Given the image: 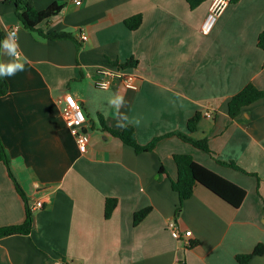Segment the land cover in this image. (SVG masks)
<instances>
[{
    "label": "crops",
    "instance_id": "crops-1",
    "mask_svg": "<svg viewBox=\"0 0 264 264\" xmlns=\"http://www.w3.org/2000/svg\"><path fill=\"white\" fill-rule=\"evenodd\" d=\"M5 1L0 32L4 39L17 29L29 62L6 78L9 91L0 97V137L25 194L0 162V228L24 224L27 201H48L33 214L30 233L0 237V264H241L238 256L264 246V96L237 117L229 114L232 98L247 85L264 92L258 46L264 0H233L207 35L201 28L213 0H28L38 11L63 7L34 32ZM136 16L142 23L131 30L126 21ZM51 32L71 33L75 40H50L45 35ZM10 59L0 49V61ZM129 60L137 62L127 70L138 77V90L123 82L110 90L95 86L100 66ZM67 93L87 116L85 153L61 115ZM116 93L126 101L120 111L129 121L140 120L127 125L140 145L179 131L206 140L213 155L176 136L136 153L103 128L125 129L116 126L108 105ZM207 110L212 118L203 115ZM197 114L192 133L188 122ZM177 154L191 155L245 190L241 206L198 185L178 213L181 201L172 187ZM107 199L117 200L109 218ZM145 209L151 210L136 224L135 214ZM171 220L192 236L174 238ZM247 264H264V254Z\"/></svg>",
    "mask_w": 264,
    "mask_h": 264
},
{
    "label": "trees",
    "instance_id": "trees-1",
    "mask_svg": "<svg viewBox=\"0 0 264 264\" xmlns=\"http://www.w3.org/2000/svg\"><path fill=\"white\" fill-rule=\"evenodd\" d=\"M5 2H13L16 6V16L19 22L22 24L23 28L28 31H37L38 26L42 23L47 22L55 17H57L63 7L61 5L54 4L49 8L38 11L28 0H6ZM142 23V17L136 16L126 21V25L131 30H136L140 27ZM46 38L50 40H75L71 33L67 32H51L45 35ZM0 41H3L2 34L0 32ZM258 46L264 51V31L260 34L258 40ZM121 68L128 69L135 67L137 62L134 60H129L124 64H118ZM9 91V84L6 78H0V97L5 96ZM264 96V92L257 89L253 84L247 85L243 90L236 94L231 102L229 103V114L232 118L237 117L242 109L246 106L251 105L257 100L261 99ZM201 118V114H197L188 122V129L190 132H195L197 124ZM102 120V118H101ZM103 128L109 132L113 137L120 139L124 144L134 148L136 153L142 152H151L154 151L157 144L165 139L172 136L180 138L182 141L193 145L195 148L202 150L210 155H213L211 152L208 142L206 140H195L189 135L182 132H172L164 136L156 137L151 142L146 145H140L136 140L135 129L132 126H129L123 130H113L108 128L103 124ZM178 168V177L175 181L172 182L173 189L179 194L181 204L178 207V213L182 211L184 201L190 199L194 193V189L198 185H202L228 204L234 208L241 206L245 196L246 191L232 182L224 179L218 174L212 172L206 167L197 163L191 155H181L177 154L174 156ZM219 164L229 167L232 169L240 170L234 162H226L217 160ZM0 162H3L8 170L11 178L14 180L16 188L22 197H25V194L16 181L14 175L9 169V160L5 150V146L0 137ZM163 169H161L162 171ZM117 206L116 199H107L105 206V216L109 218ZM151 209H145L143 211L137 212L134 216L135 223L141 222L150 212ZM33 225V213L30 211L29 203L27 201V210H26V220L24 224L20 226H12L6 228H0V237L16 234H28L32 230ZM192 246V244H191ZM264 246H257L251 254L238 256L237 260L241 264H247L250 259L254 256L263 255Z\"/></svg>",
    "mask_w": 264,
    "mask_h": 264
},
{
    "label": "built area",
    "instance_id": "built-area-1",
    "mask_svg": "<svg viewBox=\"0 0 264 264\" xmlns=\"http://www.w3.org/2000/svg\"><path fill=\"white\" fill-rule=\"evenodd\" d=\"M233 0H213L207 17L202 24V33L207 35L210 34L216 23L218 22L221 15L231 4ZM76 5L81 4V0H75ZM17 30V29H14ZM82 39L86 40L87 36L82 35ZM119 82H123L130 90H138V77L127 69L121 68L118 64L115 66H100L97 72V77L94 80V84L97 88L102 90H110ZM107 85L106 88H102L101 84ZM60 103H64L62 108V118L67 124L70 132L75 137L79 149L82 153L88 150V144L90 141V135L84 131V124L87 121V116L82 103L71 93H67ZM207 118H212V111H205L203 114ZM48 201L46 196H42L38 199H34L29 203L30 211L34 214L36 211L44 208L45 203ZM168 229L170 230L172 236L176 239H189L192 236L191 231L182 233L175 221L171 220L168 222ZM60 264V263H58Z\"/></svg>",
    "mask_w": 264,
    "mask_h": 264
},
{
    "label": "clouds",
    "instance_id": "clouds-1",
    "mask_svg": "<svg viewBox=\"0 0 264 264\" xmlns=\"http://www.w3.org/2000/svg\"><path fill=\"white\" fill-rule=\"evenodd\" d=\"M0 49L2 53L7 55L11 59L7 62L0 61V78H10L16 75L18 72L25 70V65L29 62L26 56H23L19 46V36L17 30H12L7 33L3 41H0ZM102 88H106L107 85L102 83ZM125 98L118 93L108 100V105L114 110L113 117L116 119V126L118 128H126L128 123H134L139 125L140 120L135 119L129 121L128 116L120 111L125 106Z\"/></svg>",
    "mask_w": 264,
    "mask_h": 264
}]
</instances>
